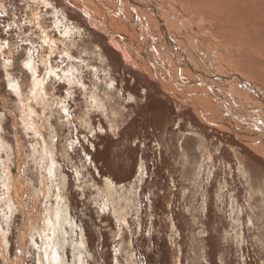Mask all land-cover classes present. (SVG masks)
Instances as JSON below:
<instances>
[{
	"label": "rangeland",
	"instance_id": "1",
	"mask_svg": "<svg viewBox=\"0 0 264 264\" xmlns=\"http://www.w3.org/2000/svg\"><path fill=\"white\" fill-rule=\"evenodd\" d=\"M64 2L52 0L53 8L45 9L28 0H0V11L7 13L0 15V39L9 40L0 52V264H15L20 247L24 264H42L50 251L59 207L51 176L41 170L44 144L60 163L62 173L54 178L61 205L75 222L74 232L67 223L61 233L59 249L68 264H80L74 253L82 234L84 264H264V157L238 136L202 121L195 101L181 103L145 68L142 73L129 66L105 32ZM153 11L139 7L136 15L143 19ZM35 12L43 17L41 27ZM182 18L194 33L206 35L205 28ZM42 28L60 44L61 55L51 60L60 80L50 77L47 87L68 117L57 101L43 106L30 93L33 74L23 65L30 51L38 74H45L49 47ZM68 28L72 32L65 36ZM219 57L231 59L223 50ZM10 83H17L19 93ZM28 106L39 134L24 125ZM20 176L37 201L35 210L6 196L8 177Z\"/></svg>",
	"mask_w": 264,
	"mask_h": 264
},
{
	"label": "bare ground",
	"instance_id": "2",
	"mask_svg": "<svg viewBox=\"0 0 264 264\" xmlns=\"http://www.w3.org/2000/svg\"><path fill=\"white\" fill-rule=\"evenodd\" d=\"M64 1L69 7L83 12L89 24L99 32H105L112 45L122 52L129 66L142 73L145 68L147 74L152 75V79L159 82L166 93L168 91L169 95L181 103L188 106L190 101H195L201 115L194 108L193 110L202 121L238 136L242 143L249 145L254 152L264 157V87L258 84V81L264 82V0H147L150 5L143 0ZM29 2L32 4L33 0H28ZM35 4L38 7L42 6L38 2ZM136 6L148 12L154 11L141 19L136 15V8H139ZM31 10L34 11V8ZM37 14L34 13L33 19L38 18L41 27L40 20L43 17ZM131 15L134 16L135 23L130 20ZM181 16H187L195 21L202 27H200L202 32L205 28L206 35L194 33L192 27L186 25ZM122 26H125L124 35L117 33ZM72 29L68 28L67 33L70 30L72 32ZM41 35L43 41L45 39L49 41L47 44L49 53L43 60L46 72L40 76L38 74L40 68L38 69L36 62L33 61L35 79L32 80L30 93L34 92L33 97L37 101L40 98L43 106H53L57 101L59 107L62 101L53 99L54 95L47 87L52 76L46 73L57 71L51 60L55 53L60 54V44L53 39L52 32L47 29L42 28ZM222 50L230 54L231 59L227 60L228 62H220L222 59L219 54ZM68 53L69 58L71 52ZM79 58H76L78 59L76 61H80ZM65 78L67 81H73L71 74ZM16 84L14 85L18 87ZM203 95L207 96L206 99L202 97ZM30 107L28 106V112L27 108L23 109L22 119L26 123L25 126L39 134L40 130L36 129L31 117ZM117 107L118 105L116 109ZM33 113L37 114L36 111ZM87 116L84 119H87ZM119 119L121 118L116 116V121ZM17 143L20 144L21 157L19 170L23 171L25 166L23 143L21 139H18ZM44 147L46 149L39 154L41 170L51 176L53 190L58 192L55 196L58 197L59 209L52 219L53 233L48 237L50 251L45 252L42 264H68L59 249L61 233L64 226H68L67 223L74 232L75 222L68 216L65 206L61 205L63 195H60L61 185L55 181L54 175H60L62 169L56 160L54 148L48 144H44ZM22 176L19 179L16 177L14 181H10L8 177L5 186L6 196H12L13 200L17 199L25 207L30 203L27 208L35 210L37 201L32 198L30 191L27 193L26 186H22L24 182ZM27 180L28 178L25 182ZM62 187L65 191L64 186ZM42 195H45V191ZM39 217L41 220L43 216ZM78 242L79 248L75 246L74 257L79 259L80 264H84V252L78 250L81 247L85 251L87 249L84 234ZM19 251L23 252L21 247ZM18 253L15 264H24Z\"/></svg>",
	"mask_w": 264,
	"mask_h": 264
},
{
	"label": "snow or ice",
	"instance_id": "3",
	"mask_svg": "<svg viewBox=\"0 0 264 264\" xmlns=\"http://www.w3.org/2000/svg\"><path fill=\"white\" fill-rule=\"evenodd\" d=\"M34 3H39L40 5H42L45 9H52L53 8V3L50 2V0H33ZM2 7V6H0ZM133 11H135V9H133ZM0 15H7L6 12L0 11ZM57 16H60L61 13L59 11H57L56 13ZM37 27H39V23H38V18H37ZM12 27L11 25L9 26V28ZM9 28H4L3 31L5 33H7L9 31ZM57 31H60V28L57 26ZM64 35L67 36L68 33L64 32ZM22 43H26L23 42ZM49 43V41L47 39H45L44 44L47 45ZM9 47V40L7 38H3L0 39V52H3L4 50L8 49ZM19 47V45H18ZM65 56H67V53H65ZM69 59H71V57H69ZM4 63L7 65L9 63H11V61L5 60ZM23 67L25 69H27L29 72L33 73V79H35V69H34V64H33V58H32V53L29 51L27 53V59L26 62L24 63ZM58 71V69H57ZM46 75H50L55 77L56 80H60V77L57 75V72H49L46 73ZM65 77H68L70 75V73L66 72ZM69 86L71 87V83L69 84ZM80 87H83V85L81 84ZM9 88L12 89L13 91H16L18 93V87H16L14 84H9ZM33 95H35V93L33 92ZM60 107L64 110V116L67 117L68 116V111L67 109L64 107L63 104L60 105ZM0 131H2V129H0ZM73 143H79V141H74ZM69 147L71 148V144L69 145Z\"/></svg>",
	"mask_w": 264,
	"mask_h": 264
}]
</instances>
